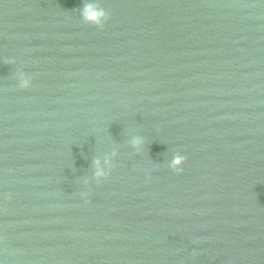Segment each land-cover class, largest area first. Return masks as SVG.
I'll use <instances>...</instances> for the list:
<instances>
[{
	"label": "water",
	"instance_id": "water-1",
	"mask_svg": "<svg viewBox=\"0 0 264 264\" xmlns=\"http://www.w3.org/2000/svg\"><path fill=\"white\" fill-rule=\"evenodd\" d=\"M0 264H264V0H0Z\"/></svg>",
	"mask_w": 264,
	"mask_h": 264
},
{
	"label": "clouds",
	"instance_id": "clouds-1",
	"mask_svg": "<svg viewBox=\"0 0 264 264\" xmlns=\"http://www.w3.org/2000/svg\"><path fill=\"white\" fill-rule=\"evenodd\" d=\"M85 13H87V15H85ZM81 15L84 22L96 25L97 27H102L103 21L107 18L106 14L100 8L96 7L95 4H85L81 9ZM29 83V79L26 78L23 74L19 76V87L27 88L29 86ZM183 162L184 157L177 156L170 164V167L179 170ZM95 169V175L97 179L106 176V172L101 169L99 161L95 163Z\"/></svg>",
	"mask_w": 264,
	"mask_h": 264
}]
</instances>
